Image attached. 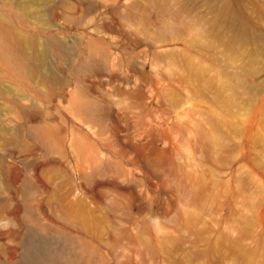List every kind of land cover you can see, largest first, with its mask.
I'll list each match as a JSON object with an SVG mask.
<instances>
[{
  "label": "rangeland",
  "instance_id": "obj_1",
  "mask_svg": "<svg viewBox=\"0 0 264 264\" xmlns=\"http://www.w3.org/2000/svg\"><path fill=\"white\" fill-rule=\"evenodd\" d=\"M233 1L243 35L222 0H0V264H264V0Z\"/></svg>",
  "mask_w": 264,
  "mask_h": 264
},
{
  "label": "bare ground",
  "instance_id": "obj_2",
  "mask_svg": "<svg viewBox=\"0 0 264 264\" xmlns=\"http://www.w3.org/2000/svg\"><path fill=\"white\" fill-rule=\"evenodd\" d=\"M233 3V0H222L218 17L213 21L212 26L214 27L217 23H225L233 27L238 34L243 35L247 33V26L243 15L235 9ZM240 79L242 80V78ZM240 79L239 84L242 83ZM73 262L69 248L65 247L58 255L53 256L38 249H28L23 254L21 264H73Z\"/></svg>",
  "mask_w": 264,
  "mask_h": 264
}]
</instances>
